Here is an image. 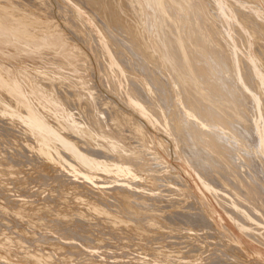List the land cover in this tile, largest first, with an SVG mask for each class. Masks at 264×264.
Wrapping results in <instances>:
<instances>
[{
	"label": "bare ground",
	"instance_id": "1",
	"mask_svg": "<svg viewBox=\"0 0 264 264\" xmlns=\"http://www.w3.org/2000/svg\"><path fill=\"white\" fill-rule=\"evenodd\" d=\"M31 1L0 0V241L17 250L0 245V264H258L131 112L264 244V17L243 8L262 3L228 1L245 56L224 0H62L59 20L92 45L100 85L129 113L103 96L86 57L53 64L68 40L49 0Z\"/></svg>",
	"mask_w": 264,
	"mask_h": 264
},
{
	"label": "rangeland",
	"instance_id": "2",
	"mask_svg": "<svg viewBox=\"0 0 264 264\" xmlns=\"http://www.w3.org/2000/svg\"><path fill=\"white\" fill-rule=\"evenodd\" d=\"M15 1H17V0H15ZM18 1H21V2H23V1H25V0H18ZM31 1V0H30ZM32 1H34V0H32ZM31 1V2H32ZM35 1H37V0H35ZM47 1V0H46ZM50 1V2H49ZM48 1V3H49V5H50V3H51V5H50V7H51V9H52V20L55 22L54 24H55V27L57 26V28L59 29V27H61V29H62V31L60 32V30L61 29H59L58 31L62 34H64V35H61L60 33V35H61V37L62 38H64L63 36H65L66 37V39L68 40V44H67V46H65V55L64 56H60V55H54V57L52 58V61H54L55 60V62L53 63L54 65H56L57 66V62H59L60 63V61L62 60V62H65L66 60L68 61V59H69V57L68 56H71L70 57V59H69V64H70V60L72 59H74V61L76 60V62L78 63V62H80V65H84V64H86V65H88V66H90L91 65V63H92V65H91V68H93L94 70H95V76L96 77H94V81H96V82H94L97 86H99L100 88H101V93H103V96L105 97V98H107V99H109V100H111V99H114L117 103H118V105L122 108V109H124V110H126V111H132V110H130V109H126V107L124 106V105H122L121 103H119V101L115 98V96H113V95H111V94H108V92L107 91H105L103 88H102V86L100 85V83H99V79H98V77H99V74H98V62H97V57H96V55H95V53L93 52V48L91 47L92 45L90 44V43H87V44H85L86 43V41H85V43H83V42H81L82 41V39L79 37L78 38V36H74V33H71L72 31L70 30V28L64 23V21L62 20V17H61V20H62V22H61V20H59V16L60 15H58L59 14V3H61L63 6H64V2L62 1V0H49ZM235 2V3H239V2H237L236 0H224L222 3H220V9H221V11H222V13H223V16H224V19H225V21H226V24L228 25V28H229V30H228V34H229V37H230V39L233 41V43H234V45H235V49H236V52H238V53H240V54H242V55H245V53L242 51V48L240 47L239 48V43H238V40H240L239 39V37L237 36V34H236V32H235V28H233V21H236L237 19H236V15H235V13H234V11H233V9L231 8V3H229V2ZM260 1V3H262V6H263V8H264V4H263V0H259ZM27 2H29V0H27ZM58 5V6H57ZM240 5V4H239ZM57 7V8H56ZM64 7H66V6H64ZM225 8V9H224ZM243 8L245 9V10H248L249 12H251V13H257L258 15H260V16H263L264 17V11H258V12H254V11H252L251 10V5L248 3V4H244L243 5ZM81 23V22H80ZM62 24V25H61ZM61 25V26H60ZM83 25V24H82ZM81 33L82 34H80V35H82V36H85V37H83L85 40H89V38L91 37V33H90V31H89V29L85 26V25H83V29H81ZM85 31V32H84ZM241 31L243 32V34H244V36H245V38H246V40H247V44H248V46H249V51H250V54L252 53V55H253V57L254 58H256L257 59V56L255 55V50H254V45H255V43H256V39H255V37L254 36H252V33H250V31L247 29V28H245V27H241ZM249 31V32H248ZM84 33H86V34H84ZM251 34V35H250ZM88 36V37H87ZM247 36H248V38H247ZM254 37V38H253ZM73 38V39H72ZM235 38H236V40H235ZM65 39V38H64ZM78 39H80V40H78ZM87 40V41H88ZM84 41V40H83ZM61 42V41H60ZM238 43V44H237ZM85 45V46H84ZM90 45V46H89ZM88 46V47H87ZM76 49V50H75ZM81 50V51H80ZM72 52V53H71ZM77 53L78 54H80L81 56H84V57H86V59H87V61L86 62H88L89 63V61H90V65L88 64V63H85V58H83V60L81 61V59H80V57H79V55L77 56ZM94 53V54H93ZM57 58H56V57ZM58 56H60V57H58ZM73 56V57H72ZM246 56V55H245ZM64 57H66V58H64ZM68 57V58H67ZM76 59H75V58ZM79 57V58H78ZM58 58H60L59 60H58ZM64 59V60H63ZM66 59V60H65ZM49 59H43L42 60V62L44 63V64H46L49 68H50V66H52L53 68H55L56 69V66H54L52 63H51V61H50V66L48 65V63H49V61H48ZM77 60H79V61H77ZM45 61V62H44ZM65 62V63H67L68 64V62ZM56 63V64H55ZM52 64V65H51ZM59 65V64H58ZM95 67V68H94ZM108 96V97H107ZM129 112V113H130ZM134 114H136V115H134ZM131 115H133L136 119H139V121H143L142 123L146 126V128H147V130L150 132V134L153 136V140H154V147H155V150L157 151V153H159V155L165 160V161H167L170 165H173V167H175L176 168V171H175V173H174V175H180L181 177H183V179H185L186 181H187V183L192 187V191H193V194L201 201V202H203V204H205V205H203V207H202V210L203 211H206L205 212V214L208 212V213H213V215H214V219L216 220V222H218V224L220 225L221 224V219H223L224 221H225V223H226V225L230 228V229H232V230H234V232L236 233V235L238 236V239H243L244 241H245V245L248 247V249H250L249 251L250 252H252V253H254L255 255H257L259 258H257V260H255L254 262L255 263H258V264H264V244H261V243H259V242H255V241H252L251 239H249V238H247L245 235H243V234H241L237 229H236V227L234 226V224L232 223V221H231V219L227 216V214L225 213V211L220 207V205L216 202V200L213 198V196L207 191V190H205L204 188H203V186H202V184L200 183V181H198L199 179H198V177L196 176V174H195V172H193L192 170H191V168L184 162V161H182L181 159H179L178 157L180 156V154L178 153V150H179V148H177V145H175L174 144V142H172L173 140L172 139H170V137L169 136H167V134L166 133H164V132H161L160 130L158 131V129L157 128H155V127H153L146 119H144V118H142L141 116H139L137 113H135V112H131ZM138 115V116H137ZM142 118V119H141ZM145 121H144V120ZM148 124V125H147ZM157 129V130H156ZM159 138V139H158ZM159 140L161 141L162 140V142H165L166 143V145H167V147H168V153L167 152H165L164 150H163V148L159 145ZM172 140V141H171ZM164 143V144H165ZM173 143V144H172ZM160 147H161V149H160ZM163 151H164V153H163ZM169 155V156H168ZM176 159V160H175ZM219 205V206H218ZM212 211V212H211ZM220 227H221V225H220ZM241 239V240H242ZM205 241V240H204ZM0 245L2 246V249L3 250H5V251H17L16 250V248H14V247H11L10 245H8V244H6V243H3V242H1L0 241ZM208 246V245H207ZM217 246H219V245H214L213 247H212V245L211 246H208L207 247V253L208 254H211V253H214L213 251H215V252H224L225 254H228V255H230L229 253H227V251H226V249L225 248H221L220 246V248L219 247H217ZM223 253V254H224ZM232 258L234 259V260H236L237 262H239V263H241V264H248L247 263V261H244V259L242 260V259H236L234 256H232ZM241 260V261H240ZM253 263V262H252Z\"/></svg>",
	"mask_w": 264,
	"mask_h": 264
}]
</instances>
